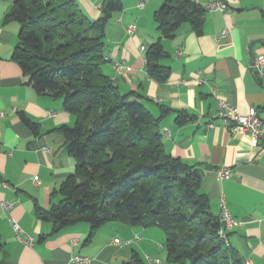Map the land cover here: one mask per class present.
<instances>
[{"label": "crops", "instance_id": "obj_1", "mask_svg": "<svg viewBox=\"0 0 264 264\" xmlns=\"http://www.w3.org/2000/svg\"><path fill=\"white\" fill-rule=\"evenodd\" d=\"M120 1L122 11L112 14L104 29L108 60L102 72L120 93L141 95L155 118L160 106L171 110L159 122L165 151L197 172L213 214L218 215L219 198L225 199L237 221L227 232L228 246L244 264H264V77L257 78L251 69L253 58L264 56V0H224L223 12L207 11L208 0H190L205 9L200 33L185 23L170 38L160 36L154 20L163 0ZM76 2L88 18L102 16V0ZM11 5L12 0H0V199L13 204L8 212L0 209V264H65L75 255L93 264H123L134 252L145 264H169L158 227L110 222L86 242L88 224L54 232L50 222L36 215V208L49 210L60 200L56 191L75 170L58 131L73 126L75 117L60 98L37 93L11 59L19 32L17 22L3 23ZM129 25L135 26L133 34L126 31ZM223 30L228 34L217 38ZM158 39L168 54L158 64L170 70L163 83L150 79L145 66V49ZM114 60L124 66L120 74L111 65ZM219 99L241 114L257 111L261 136L255 145L216 118ZM175 111L191 120L177 124ZM21 116L37 124L38 132ZM221 167L230 169L228 179H217ZM9 217L35 239L32 245L15 237ZM145 256L159 262H147Z\"/></svg>", "mask_w": 264, "mask_h": 264}, {"label": "trees", "instance_id": "obj_2", "mask_svg": "<svg viewBox=\"0 0 264 264\" xmlns=\"http://www.w3.org/2000/svg\"><path fill=\"white\" fill-rule=\"evenodd\" d=\"M120 0H102L101 17L92 20L76 0H12L3 23L19 24L11 59L39 94L62 100L74 125L58 131L76 162L74 172L56 191L60 200L36 215L52 231L77 223L89 225L86 242L110 222L131 227H158L164 234L169 264H244L217 235L218 215L210 211L201 178L164 149L160 120L170 109L160 106L155 118L137 93L119 92L102 72L104 29ZM205 9L190 0H163L154 13L162 38L185 23L200 33ZM146 72L163 83L169 68L158 61L168 54L159 39L145 49ZM176 123L191 118L175 111ZM34 133L38 125L21 116ZM123 264H145L137 253Z\"/></svg>", "mask_w": 264, "mask_h": 264}, {"label": "built area", "instance_id": "obj_3", "mask_svg": "<svg viewBox=\"0 0 264 264\" xmlns=\"http://www.w3.org/2000/svg\"><path fill=\"white\" fill-rule=\"evenodd\" d=\"M141 3L138 4V7H141ZM227 8L224 0H208L206 5V10L210 12L220 11L223 12ZM128 34H133L135 31L134 25H129L126 29ZM228 34L227 30L221 31L217 38H224ZM144 49V47H142ZM105 60L108 58L105 57ZM116 74H120L124 66L118 61H112L111 63ZM251 69L254 75L257 78L264 77V56H256L252 60ZM216 118L220 119L225 126L230 127L231 131L238 132L240 134L248 135L252 144H256L257 140L261 136V120L258 116V113L255 109H250L247 114H241L238 112L236 107L230 105L224 100H218L217 108H216ZM207 127H213L211 123L206 125ZM42 150L44 152H48L49 149L47 147H43ZM217 179L224 180L228 179L231 176V171L228 168L221 167L216 170ZM36 181V179H34ZM13 204L10 202H5L0 199V209L4 212H8L12 209ZM218 217L220 222V228L218 229L217 235L218 237L228 245L227 232L237 224V221L230 215L228 210L226 201L223 197H220L218 200ZM12 229L14 231L15 237L20 241L32 245L35 242L33 237H30L22 232L20 227L18 226L15 219L12 217L8 218ZM135 241L139 240L138 236L134 237ZM116 244H119L120 241L118 239H114L113 241ZM145 260L147 262L158 263V259H150L148 256H145ZM93 260L81 256L75 255L70 257L65 264H93ZM249 264V262H246Z\"/></svg>", "mask_w": 264, "mask_h": 264}, {"label": "rangeland", "instance_id": "obj_4", "mask_svg": "<svg viewBox=\"0 0 264 264\" xmlns=\"http://www.w3.org/2000/svg\"><path fill=\"white\" fill-rule=\"evenodd\" d=\"M161 233H163V232H161ZM162 235H164V234H162ZM164 238V237H163Z\"/></svg>", "mask_w": 264, "mask_h": 264}]
</instances>
